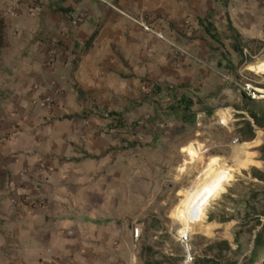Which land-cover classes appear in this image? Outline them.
I'll list each match as a JSON object with an SVG mask.
<instances>
[{
    "label": "crops",
    "instance_id": "0c3cea01",
    "mask_svg": "<svg viewBox=\"0 0 264 264\" xmlns=\"http://www.w3.org/2000/svg\"><path fill=\"white\" fill-rule=\"evenodd\" d=\"M10 1L0 50V264H132L134 218L153 207L136 202L199 160L171 216L178 228H212L194 220V192L217 166L230 176L224 189L232 176L224 156L204 159L195 141L213 127L198 91L208 68L264 44V0ZM179 97L192 105L178 106ZM233 158L252 159L248 144Z\"/></svg>",
    "mask_w": 264,
    "mask_h": 264
},
{
    "label": "rangeland",
    "instance_id": "374dc122",
    "mask_svg": "<svg viewBox=\"0 0 264 264\" xmlns=\"http://www.w3.org/2000/svg\"><path fill=\"white\" fill-rule=\"evenodd\" d=\"M12 4L10 0H0V18L3 23L7 14L14 12L8 10ZM6 25L4 23V28ZM224 60L226 64L207 69V73L213 71L208 79L209 84H206L204 92L198 91L202 107L210 109L205 121L209 120L213 127H202L195 141L201 146L204 159L210 155L224 156L232 176L221 195L212 199L210 206L207 205L204 223H212L213 226L202 230L178 228L179 222L171 216L174 205L179 204L181 209L182 201L187 196L184 191L180 197L174 194L189 186L198 175L203 164L199 160L180 173L176 184H166L156 196L152 195L154 189L150 188L147 197L143 196L136 202L137 207L140 202L147 200L153 207L147 215L134 218V224L142 223V233L138 241L132 244V264H183V250L177 240L180 232L191 234L195 252L193 263L186 264H195L198 258L208 257L215 258L218 264H264V236L263 243L256 244V235L264 223V179L252 176L253 169L264 173V126L254 127L255 134L250 141H246L242 135L246 120H253L248 113L247 96L242 86L250 82L260 92H264V72L249 68V65L264 60V44L254 49L248 47L244 55L238 52L228 54ZM256 100L259 106H264V97ZM222 112L227 115V123L220 118ZM244 144H248L252 159L237 162L233 158L234 148ZM256 151L260 155L253 158ZM178 167L179 170L181 166ZM147 218H152L150 224L145 222ZM154 235L156 238H153Z\"/></svg>",
    "mask_w": 264,
    "mask_h": 264
},
{
    "label": "bare ground",
    "instance_id": "6f19581e",
    "mask_svg": "<svg viewBox=\"0 0 264 264\" xmlns=\"http://www.w3.org/2000/svg\"><path fill=\"white\" fill-rule=\"evenodd\" d=\"M249 68L256 72H264V60L249 65ZM217 168L215 171L209 174L201 184H199V186L194 192L192 207L193 215L195 218L194 220L196 222L204 218L205 207L207 203L210 200L216 198L219 194H221V192L225 190L223 184L227 179H230V176L227 171H224L222 168L219 167Z\"/></svg>",
    "mask_w": 264,
    "mask_h": 264
},
{
    "label": "trees",
    "instance_id": "16d2710c",
    "mask_svg": "<svg viewBox=\"0 0 264 264\" xmlns=\"http://www.w3.org/2000/svg\"><path fill=\"white\" fill-rule=\"evenodd\" d=\"M3 44H4V23L3 20L0 18V50ZM183 103L185 107H188L192 105L193 101L190 98L179 97L177 100V105L179 106ZM246 103L248 104V113L250 117L254 120V124L257 126H264V106H259V104H257L258 102L256 99H251L248 96L246 97ZM245 126L246 128L242 129V135L244 136L245 140H251L254 137L255 129L249 120H246ZM252 176L261 180L264 179V173L256 169L252 170ZM263 236H264V223L262 229L256 235V244L263 243ZM223 243L229 248L226 241H224ZM195 264H218V263L215 260V258L208 257L204 259L198 258Z\"/></svg>",
    "mask_w": 264,
    "mask_h": 264
},
{
    "label": "built area",
    "instance_id": "2783aa9c",
    "mask_svg": "<svg viewBox=\"0 0 264 264\" xmlns=\"http://www.w3.org/2000/svg\"><path fill=\"white\" fill-rule=\"evenodd\" d=\"M14 7H15V4H12L11 6H9L8 10L12 11V10H14ZM77 21H78V19H74L73 23H76ZM137 22L140 23V25L142 26V28L145 31L154 33L160 39L164 38L163 33L159 32V31H154V29L152 28V26L150 24L143 22V21H139V20H137ZM172 57H173L174 62L177 61L179 59L178 52L173 51ZM242 90L245 93V95L250 97L251 99H259V98L264 97V92L263 93L260 92L250 82L244 83V85L242 86ZM22 201H27V198L22 197ZM131 231H132L133 241L134 242L138 241V239L140 238V235L142 233V223L136 222L132 226ZM177 240L180 243L181 248L183 250V259H182L183 264L192 263L195 259V252L193 250V246H192V242H191V234L189 232H180V233H178Z\"/></svg>",
    "mask_w": 264,
    "mask_h": 264
}]
</instances>
